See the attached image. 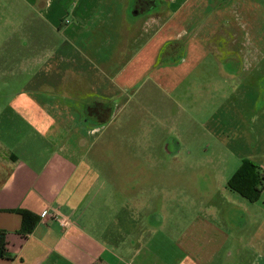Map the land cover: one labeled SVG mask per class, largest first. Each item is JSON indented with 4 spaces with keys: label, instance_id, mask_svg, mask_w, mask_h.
I'll list each match as a JSON object with an SVG mask.
<instances>
[{
    "label": "rangeland",
    "instance_id": "1",
    "mask_svg": "<svg viewBox=\"0 0 264 264\" xmlns=\"http://www.w3.org/2000/svg\"><path fill=\"white\" fill-rule=\"evenodd\" d=\"M214 1L225 0H210ZM206 2L191 0L192 11L205 15ZM122 4L116 2L115 9L121 11ZM89 6L88 0H0V129L5 135L12 134L9 118L17 127L25 126L24 116L5 108L16 95L32 90L58 104L60 97L54 93L58 92V70L48 69L50 82L36 85L31 82L35 74L28 70L26 60L36 52L45 59V54L66 46L64 29L69 22L76 24L71 10ZM225 9L226 17H233L228 28L237 31L239 43L248 44L264 26V0H227ZM132 14L128 11L130 20L146 13L139 17ZM219 37L225 50L228 37L223 32ZM100 38L85 33L76 46L93 63L99 78L114 80L127 53L117 50L118 40L112 34L104 43H99ZM213 39L214 44L219 42L218 35ZM187 41L163 43L157 55L143 57L142 64L126 72L123 83L127 88L112 112L106 104L103 117L86 111V119L103 118L104 124H98V133L88 138L84 148L85 163L91 165L90 174L95 173L92 183L98 182L95 193L99 202L97 206L85 204L80 215L84 227L113 253L123 256L122 242L138 241L167 264L180 261L182 254L174 241L197 215H203L230 235V256L223 251L213 264H248L258 255L254 248L264 254V189L259 201L250 202L229 188L227 180L244 160L256 163L264 174V65L240 71L239 80L230 73L233 69L228 61H242L246 53H231V57L207 53L195 68L189 69L186 63L165 70L163 66L179 57L180 61L187 55L191 59V54L195 58L197 52H189ZM257 43H264V36ZM220 60L228 64L221 65ZM74 77L78 85L59 87L66 96H74L84 86ZM162 78H172L175 84L170 89L161 86L157 81ZM249 79L256 83V90ZM84 92V96L96 95L88 89ZM91 98L88 106L94 104ZM73 117L68 120L71 124ZM18 134H12L16 143L22 138ZM157 217L162 223L155 222ZM258 264H264L260 256Z\"/></svg>",
    "mask_w": 264,
    "mask_h": 264
},
{
    "label": "crops",
    "instance_id": "2",
    "mask_svg": "<svg viewBox=\"0 0 264 264\" xmlns=\"http://www.w3.org/2000/svg\"><path fill=\"white\" fill-rule=\"evenodd\" d=\"M119 1H123L121 11L115 9ZM226 1L211 3L207 0L205 7L209 10L206 9L204 15V12L198 14L192 11L191 0H157L150 12L130 20L127 16L130 0H88L89 7L70 9L76 24L69 22L64 29L66 46L54 50L55 53L45 54V59L37 56L41 52L27 57L28 70L35 74L31 82L36 85L50 82L48 69L58 70L60 77L55 82L58 92H53L60 99L58 104H52L53 101L48 102L49 97L43 98L40 92L31 90L25 94L17 93L5 107L24 116L26 122L25 126L17 127L14 120L8 119L13 124L10 132L22 135L20 143L14 141L16 137L12 134L5 135L0 129V232L4 233L8 242L7 254L0 257V264H167L150 253L145 243L140 247L138 241L122 242L123 256L115 254L84 227L81 209L87 203L97 206L99 202V194L95 193L98 182L92 183L95 173L90 174L91 165L85 163L84 148L88 138L98 133V124H104L103 118L91 122L84 116L89 110L90 116L103 117L107 114L106 106L112 112L113 107L119 105L120 93L127 88L123 83L125 73L142 64L143 57L157 55L159 46L169 41L186 38L189 52L197 54H194L195 58L191 54V59L187 55L182 61L168 63L163 66L165 70L178 69L186 63L189 69L195 68L202 64L207 53L216 56L228 53L230 57L231 53H246L242 61H228L233 69L230 73L239 80H242L240 71L264 65V43H257L263 40L264 26L256 30L248 44L239 43L236 40L237 31L228 28L231 25L229 19L233 17H226ZM197 19H200L199 24L195 23ZM222 32L229 42L225 50L219 37ZM85 33L102 37L99 43H104L105 38L112 34L118 40L117 50L127 53L116 79H108L107 76L99 78L93 63L78 50L76 43ZM216 35L219 42L214 44ZM53 56H57L54 61ZM76 56L81 60H77ZM220 61L221 65L228 64ZM92 66L94 71L90 74ZM67 69L69 75L66 76ZM73 77L84 86L77 91L74 87V96H66L59 87L65 89L66 85H78ZM157 83L170 89L175 80L162 78ZM248 83L256 90V83L250 79ZM261 84L264 85L263 82ZM87 89L96 95L84 96ZM89 97H93L94 104L89 103L88 106ZM72 98H75L74 102H71ZM50 114L53 120H49ZM72 114L73 124L68 121ZM92 192L95 194L92 195ZM21 209L40 216L33 231L27 235L21 232ZM58 218H62L65 224H61ZM157 218L155 222L162 223L161 217ZM229 239L230 235L223 228L209 218L197 215L174 241L182 254L177 264H213L223 251L230 256L231 252L227 251ZM258 249H253L258 255L248 264H258L259 256L264 259V254L257 252Z\"/></svg>",
    "mask_w": 264,
    "mask_h": 264
},
{
    "label": "trees",
    "instance_id": "3",
    "mask_svg": "<svg viewBox=\"0 0 264 264\" xmlns=\"http://www.w3.org/2000/svg\"><path fill=\"white\" fill-rule=\"evenodd\" d=\"M180 59L179 57L178 60ZM178 60H174L173 63ZM227 185L248 201L257 202L261 199L264 189V174L256 163L244 160L237 171L228 179ZM19 213L22 217L21 232L27 235L33 231L40 220V216L25 209L19 210ZM0 235V257L3 258L7 254L8 242L3 232H0Z\"/></svg>",
    "mask_w": 264,
    "mask_h": 264
},
{
    "label": "flooded vegetation",
    "instance_id": "4",
    "mask_svg": "<svg viewBox=\"0 0 264 264\" xmlns=\"http://www.w3.org/2000/svg\"><path fill=\"white\" fill-rule=\"evenodd\" d=\"M156 4L157 0H130L128 11L133 12L134 15L132 14V16L139 17L140 15L147 13L146 11H149V9L156 6ZM137 12L139 13L137 14Z\"/></svg>",
    "mask_w": 264,
    "mask_h": 264
},
{
    "label": "built area",
    "instance_id": "5",
    "mask_svg": "<svg viewBox=\"0 0 264 264\" xmlns=\"http://www.w3.org/2000/svg\"><path fill=\"white\" fill-rule=\"evenodd\" d=\"M66 22H69V21L67 20ZM45 214H46V212L43 213V215H45ZM58 219H59V221H60L61 224H65V221L62 218H58Z\"/></svg>",
    "mask_w": 264,
    "mask_h": 264
},
{
    "label": "water",
    "instance_id": "6",
    "mask_svg": "<svg viewBox=\"0 0 264 264\" xmlns=\"http://www.w3.org/2000/svg\"><path fill=\"white\" fill-rule=\"evenodd\" d=\"M135 12H136V10H135ZM138 13H139V12H137V14H138ZM137 14H136V15H137Z\"/></svg>",
    "mask_w": 264,
    "mask_h": 264
}]
</instances>
